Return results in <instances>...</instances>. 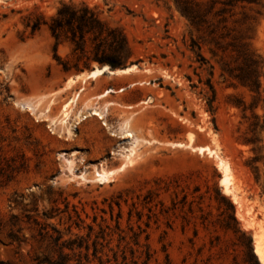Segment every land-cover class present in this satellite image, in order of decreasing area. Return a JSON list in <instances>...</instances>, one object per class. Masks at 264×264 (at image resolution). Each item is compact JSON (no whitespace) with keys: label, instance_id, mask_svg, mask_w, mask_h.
<instances>
[{"label":"rangeland","instance_id":"1","mask_svg":"<svg viewBox=\"0 0 264 264\" xmlns=\"http://www.w3.org/2000/svg\"><path fill=\"white\" fill-rule=\"evenodd\" d=\"M63 1L86 2L120 27L132 48L125 67L135 70L67 88L70 77L102 66L94 45L88 41L86 53L76 52L63 38L57 51L72 67L66 71L48 26L35 33L26 26L41 15L49 21ZM184 1L205 14L199 27L182 13ZM227 1L0 0V152L25 165L0 185V264H49L60 250L74 264H256L249 235L262 264L254 233L264 235V142L254 151L242 141L248 122L228 95L249 103L251 93L220 76L211 48L245 41L264 58V0ZM212 63L216 121L202 94ZM108 88L114 91L101 97ZM81 89L72 116L98 108L111 129L89 116L67 139L60 127L52 131L48 120L18 104L32 101L61 119L63 104ZM256 111L264 115V101ZM126 122L138 138L134 145L120 135ZM132 145L128 159L125 148ZM220 158L230 166L242 207L221 185ZM97 169L113 173L103 183L80 176L92 178ZM43 212L52 215L49 234L30 219L44 221ZM13 215L20 224L11 225ZM10 230L21 243L9 242Z\"/></svg>","mask_w":264,"mask_h":264},{"label":"trees","instance_id":"2","mask_svg":"<svg viewBox=\"0 0 264 264\" xmlns=\"http://www.w3.org/2000/svg\"><path fill=\"white\" fill-rule=\"evenodd\" d=\"M181 11L190 20L191 24L199 27L201 22L205 21V14L199 8L198 3L184 1ZM226 4L234 6L233 0L227 1ZM181 6V5H180ZM225 12V9L220 10ZM42 15L35 21H29L26 26L31 27L32 33L40 29L42 24H46L51 31L56 42L54 44V56L62 63L64 70L70 71L69 62L63 60L58 54L59 42L65 38L71 42L74 51L86 53L87 43L91 41L95 48L94 60L101 65L107 64L111 68L125 67L126 62L132 55V48L128 42L126 34L120 27L112 26L106 20L101 18L99 12L89 6L86 2L76 3L73 1L61 2L56 14L52 15L49 21H42ZM216 48H211V52L216 58V64L219 66V74L229 82V86L237 88L239 86L246 88L251 93V101H246L234 93L228 95V104L237 107L241 111V116L248 122L247 130L242 137L246 144L253 145V150L257 151L263 146L261 134L264 132V115H260L256 109L260 102L264 101V58L258 54L245 41H233L232 43H215ZM78 70V67L75 66ZM216 65L211 64L210 78L204 82L202 94L207 102V110L212 114L213 120L216 121V112L218 109V97L212 77L215 75ZM248 111L250 114H248ZM258 161L256 155L251 162ZM254 166V165H253ZM257 168V166H254ZM25 165L17 163L13 156H6L0 152V185L12 180L16 173L23 170ZM258 179V176H257ZM34 210L38 213V205ZM44 221L39 219V215H31L30 219L36 224L41 225L42 230H46L50 223L46 219L50 218L48 212H43ZM20 224L17 215L12 216V226ZM21 230V227L19 228ZM49 234V231L46 230ZM245 234V233H244ZM9 242L21 243L22 237L18 236L12 230L8 233ZM62 236L58 238L61 239ZM248 247L255 263L260 264L252 252L251 237L248 236ZM73 249V247H70ZM255 251V250H254ZM71 256L63 250L59 251V256L49 264H74L71 262ZM42 262H39L41 264ZM262 263V262H261ZM81 264V263H78Z\"/></svg>","mask_w":264,"mask_h":264},{"label":"bare ground","instance_id":"3","mask_svg":"<svg viewBox=\"0 0 264 264\" xmlns=\"http://www.w3.org/2000/svg\"><path fill=\"white\" fill-rule=\"evenodd\" d=\"M136 68V65H132L130 67L127 68H120V69H111L108 65H104L101 66L100 68L91 70L90 72H82L77 74L75 77H70L68 79L67 83V88H72L73 85L75 83H77L78 80H82V81H86V79H98L101 76H104L105 74H120V73H130L132 71H134ZM114 90L111 88H108L101 97L109 95L111 92H113ZM18 104L24 108L27 109L29 111H31L33 114H37V117L39 118H43L49 121V125L52 129V131H56V129L58 127L61 128L62 132L64 134H66L67 139H73L75 137V133L78 130V126L81 122H83L84 120H86L89 116H97L98 119H101L103 121V123L109 128L111 129L112 126L109 125L106 121H104L105 119V112L103 110H100L98 108H90L86 111H79L77 112L75 115H73V118L68 117L65 119H54V118H50L48 116V113L50 111V108H48L47 110L44 111H38V104H35L32 101H21L18 102ZM107 109V108H106ZM114 134H116V132H114ZM120 135L123 137L124 141H131L133 145L137 143L138 138L134 135V132H132L129 129V125L128 122H126V124L122 127L121 133ZM121 138V137H120ZM131 146V148H125V150L128 152L126 154V157L128 159H130V157L134 154L135 149L134 146ZM175 145H182V143H175ZM199 150L201 152L208 150L210 154H216L217 152L213 151L212 149L210 150V147L208 148H204V147H200ZM73 154H75V152H73ZM66 152L62 151L60 153V156H63L65 159L66 158ZM69 162V166H68V170L70 173H74L75 171V167L73 165L72 161H68ZM125 166V164L121 167L123 168ZM218 167L219 169L222 171V178L220 180L221 185L224 187L225 192L227 194H230L234 200L235 203H237L240 207L243 206V198L242 196L239 195V193L237 192V188L234 187L233 182H232V176L230 173V166L228 165L227 162H225L223 159H219L218 161ZM113 173V171H105V170H95V174L92 178H89L86 176V173L82 172L81 173V177H83L84 179L87 180H91V179H98V181L100 182H106L109 180V176ZM247 212V211H246ZM240 218L243 219L245 221V223H251V221H249L245 216V214L243 213H239ZM247 215V214H246ZM261 227V226H260ZM264 232V231H263ZM254 245H255V252L258 255L260 261L262 262V264H264V235L262 232H255L254 233Z\"/></svg>","mask_w":264,"mask_h":264},{"label":"built area","instance_id":"4","mask_svg":"<svg viewBox=\"0 0 264 264\" xmlns=\"http://www.w3.org/2000/svg\"><path fill=\"white\" fill-rule=\"evenodd\" d=\"M82 91V89L79 92H76V95L73 97H71L69 100H67L60 111L59 117H61V119H65L68 117L73 118L72 116V112L75 109L74 107L77 106V101L78 98L80 97V92ZM74 98H76L75 100H73Z\"/></svg>","mask_w":264,"mask_h":264},{"label":"water","instance_id":"5","mask_svg":"<svg viewBox=\"0 0 264 264\" xmlns=\"http://www.w3.org/2000/svg\"><path fill=\"white\" fill-rule=\"evenodd\" d=\"M104 65H107V64H104ZM104 65H102V66H104ZM109 66V65H108ZM110 67V66H109ZM111 68V67H110ZM125 68H127V67H125ZM111 69H113V68H111ZM114 69H117V68H114Z\"/></svg>","mask_w":264,"mask_h":264}]
</instances>
